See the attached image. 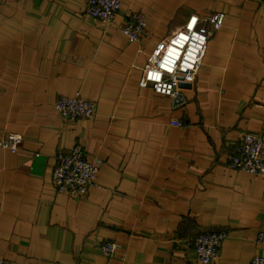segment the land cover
I'll use <instances>...</instances> for the list:
<instances>
[{
    "label": "crops",
    "instance_id": "crops-1",
    "mask_svg": "<svg viewBox=\"0 0 264 264\" xmlns=\"http://www.w3.org/2000/svg\"><path fill=\"white\" fill-rule=\"evenodd\" d=\"M87 0H0V259L16 264H199L192 240L225 231L212 264L264 255V177L233 170L241 133L264 137L262 0H123L114 27L83 13ZM140 12L146 28L128 43L119 27ZM225 14L194 82L156 93L154 71L173 67L193 20ZM159 66H163L162 68ZM156 75V74H155ZM89 119L54 108L74 91ZM78 145L102 164L83 198L58 194L56 153ZM115 241L111 258L100 244Z\"/></svg>",
    "mask_w": 264,
    "mask_h": 264
},
{
    "label": "built area",
    "instance_id": "built-area-1",
    "mask_svg": "<svg viewBox=\"0 0 264 264\" xmlns=\"http://www.w3.org/2000/svg\"><path fill=\"white\" fill-rule=\"evenodd\" d=\"M123 0H87L83 13L98 21L104 28L114 27L122 8ZM264 2V0H262ZM225 20V14L215 12L200 20H193L182 35V46L173 67L163 68L168 77H162L154 71L155 56L148 58L150 68L156 74L148 73L153 90L161 95L176 98L179 95L177 78L186 82H194L202 64L207 42L213 33L219 30ZM146 28V17L140 12L125 13L119 27L128 43L139 41ZM163 67V66H159ZM55 110L63 120L89 119L95 115L92 101L84 98L79 91L59 96L54 104ZM23 137L18 133L5 134L0 140V147L15 152L22 144ZM56 163L52 171V182L58 194L72 198H83L94 186L102 160L98 157L86 158L84 151L74 145L69 151H58ZM228 165L233 170L243 171L251 175L264 177V137L257 133L240 134L234 152L228 158ZM227 237L225 231H209L197 235L192 246L199 264H212L219 258L220 250ZM257 243L264 244V232L255 238ZM120 250L114 241L100 244V251L108 258ZM0 264H16L0 259ZM248 264H264V255H257Z\"/></svg>",
    "mask_w": 264,
    "mask_h": 264
},
{
    "label": "trees",
    "instance_id": "trees-1",
    "mask_svg": "<svg viewBox=\"0 0 264 264\" xmlns=\"http://www.w3.org/2000/svg\"><path fill=\"white\" fill-rule=\"evenodd\" d=\"M107 242V241H106ZM115 242V241H114ZM104 243V242H103Z\"/></svg>",
    "mask_w": 264,
    "mask_h": 264
}]
</instances>
